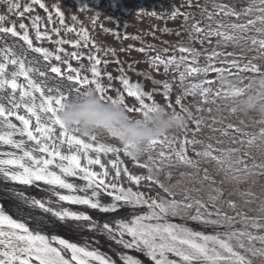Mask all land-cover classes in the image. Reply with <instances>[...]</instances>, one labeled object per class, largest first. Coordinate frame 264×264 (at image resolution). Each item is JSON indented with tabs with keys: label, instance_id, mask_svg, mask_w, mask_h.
I'll return each instance as SVG.
<instances>
[{
	"label": "snow or ice",
	"instance_id": "1",
	"mask_svg": "<svg viewBox=\"0 0 264 264\" xmlns=\"http://www.w3.org/2000/svg\"><path fill=\"white\" fill-rule=\"evenodd\" d=\"M64 3L5 0L6 13L17 16L18 25L6 24L9 16L0 14V146L14 150L0 151V181L13 185L7 189L8 207L0 202V264H264V122L253 121L261 125L259 131L246 132L245 121L224 102L228 98L224 90H214L215 81L207 79L210 73L238 77L241 87L236 92L242 95L251 78L264 73V0H182L170 3L167 12L139 6L138 18L179 19L181 23L176 29L153 28L132 36L121 35L118 18L105 17L116 25L109 29L99 22L101 13L87 2L80 3L79 14L93 12L86 17L93 32L99 27L116 39L141 43L138 48L121 47L119 52L144 54V62L157 75L175 73L164 80L138 71L139 61L134 58L121 61L116 49L97 42L78 14L67 15ZM119 6L113 0L111 7ZM157 30L174 34L177 42L161 41L169 47L159 48L144 40V35L157 39ZM62 32L78 38L66 39ZM33 33L36 42L57 45L55 51L35 46ZM65 44L76 50L67 53L61 47ZM228 47L233 50L218 51ZM170 50L180 55H166ZM29 51L39 56L28 59ZM40 57L49 63L41 65ZM53 58L67 65V70L52 65ZM85 58L87 67L81 63L74 68L69 63ZM110 63L118 65L115 77L106 71ZM101 65L108 86L102 83ZM49 72L55 74L51 79ZM87 72L91 78L82 74ZM130 72L154 87L145 91L140 82L131 81ZM21 77L24 82H18ZM190 78L198 80L189 83ZM113 80L119 81L123 92L114 89ZM87 87L107 102L124 105L132 115L159 107L154 100V94H159L174 113L177 106L179 112H189L192 127L189 124L182 135L150 141L141 155L133 156L126 146L101 142L103 133L85 137L59 121V110ZM113 90L115 97L110 94ZM127 98L136 103L129 105ZM225 112L238 122L225 123ZM190 150L194 155L188 154ZM121 152L139 165L141 173L122 167ZM101 153L115 156L107 161L111 170L102 163ZM95 165L100 171L93 169ZM205 165H211V171ZM15 185L35 187L45 195H29ZM65 204L86 206L106 218L99 220ZM122 210H126L124 216L114 215ZM69 222H74L73 231L87 230L92 235L83 244L62 238L60 230L69 228ZM99 236L110 242L107 251L100 249Z\"/></svg>",
	"mask_w": 264,
	"mask_h": 264
},
{
	"label": "clouds",
	"instance_id": "2",
	"mask_svg": "<svg viewBox=\"0 0 264 264\" xmlns=\"http://www.w3.org/2000/svg\"><path fill=\"white\" fill-rule=\"evenodd\" d=\"M238 77L224 74L217 77L216 88L227 95L224 101L234 108L239 119L264 122V73L254 75L245 85V92ZM191 111V109L189 110ZM66 128H77L82 136L103 133L120 146H126L133 156H139L150 141L164 136L182 135L190 124L189 112H173L160 104L143 115H132L124 105L107 102L94 88L87 87L81 95H73L57 113Z\"/></svg>",
	"mask_w": 264,
	"mask_h": 264
},
{
	"label": "trees",
	"instance_id": "3",
	"mask_svg": "<svg viewBox=\"0 0 264 264\" xmlns=\"http://www.w3.org/2000/svg\"><path fill=\"white\" fill-rule=\"evenodd\" d=\"M85 2H87L89 5L93 6L95 12L101 13V15L99 17V22L103 23L104 27H107L109 29L116 27V25L106 21V19H105L106 16H113L114 18H118V20L121 24L120 28H123L122 27L123 24H125V23L128 24V27L123 30V33L126 32L128 34L130 31L131 35H140L142 32L147 33V32L152 31L153 28L160 29L163 27H168L170 29H176L177 26L181 23V21L179 19L173 21L170 19L169 20L156 19V18L149 17V16H144L142 18H138V17H136L135 13H136L137 7H139V6H142L146 9H149V10L155 9L157 12H167L168 11V5L170 3L179 4L182 2V0H118L120 6L117 8L111 7L113 0H93L92 3L90 2V0H84V3ZM65 6H67V3L65 4ZM37 11L39 12V14L41 16H45V13H43L42 10L37 9ZM92 15H93V12H91V15H89L88 17H91ZM87 21L90 23V21L88 19H87ZM45 24H47L46 20H45ZM96 30L100 31L99 27H97ZM100 33L103 37H109V36L114 37L111 34H105L101 31H100ZM61 36L64 37L62 34H61ZM155 36L157 37V39H154L152 35H144L143 38L148 43L155 44L159 48L169 47V44L161 43V41H168L172 44H175L177 42V39H178L174 34H162L158 30L155 31ZM129 44L133 45L134 48L141 47L140 41H138V40L134 41L132 39H126L120 47L116 46V48H121V47L126 48ZM193 46H195L197 49H199L201 47L199 44H194ZM61 47H63L65 50H68V48L71 49V45H69V44L62 45ZM204 47H209V46L207 44H205ZM219 50H223V51L227 52V51H232L233 49L231 47H228V48H224V49H218V51ZM139 54H141L139 57H136V55L132 57L131 55H127V53H125V56H122L119 59L121 61L131 62V60L134 58L135 60L139 61V63H137L135 65L136 69L141 70L145 73L151 72V75H153L155 77V79H157V80L170 79L171 75H175V73L170 74V76H168V77H165L164 75H157L155 72H152L151 69H149L148 64L144 62L146 59L144 54H142V53H139ZM151 54H154V53H150V55ZM173 54H175L177 57L180 55L179 51H176L175 53H173L171 50L166 55L171 56ZM98 55H100L103 58H110L111 57V56H103V53H101V54L98 53ZM252 55H254V53ZM257 62H259V61H257ZM200 63L203 64V58H201ZM112 64H114V63H112ZM125 65H127V64H125ZM216 66L223 67L225 65H220L219 63H217ZM160 71H161V73H163L162 68ZM232 71L235 72L236 70L232 69ZM225 75L229 76L227 73ZM242 75L251 76L252 74L251 73H243ZM229 77H235V76H229ZM207 79H213L215 81V83L212 85V87L214 90L217 89L216 88V80H217L216 74L210 73L208 75ZM197 80H198V78H190L189 83L197 82ZM245 83H247V81H245ZM160 90L162 91V89H160ZM176 91L177 90H174L173 95L176 94ZM116 94L117 93L114 92V97ZM154 100L156 102L161 103L162 105L166 106V102L162 98L161 95L154 94ZM203 107L207 108V107H209V105L204 104ZM177 111H179L178 106H177ZM224 115L226 117H228V119L225 121V123H228V122L237 123L238 122L237 117L228 116L227 112H225ZM260 126L261 125L254 123L253 121H251V122L245 121L244 130L246 132H250V133H257L259 131ZM189 127H192V125L190 124ZM200 138H204V137L201 136ZM241 138H243V137H241ZM188 154L194 155V153H191L190 151ZM205 166L209 167V169L211 171V168H212L211 165H205ZM180 170L183 171L185 169H180ZM215 178L217 180L220 179V177H218V176Z\"/></svg>",
	"mask_w": 264,
	"mask_h": 264
},
{
	"label": "rangeland",
	"instance_id": "4",
	"mask_svg": "<svg viewBox=\"0 0 264 264\" xmlns=\"http://www.w3.org/2000/svg\"><path fill=\"white\" fill-rule=\"evenodd\" d=\"M92 1L93 0H90L91 3H92ZM20 2L23 4V3H26L27 0H20ZM66 3H67V6H65ZM80 3H84V0H65V3L63 5V8L66 10V13H67V15L69 17L71 15H73V14H78L79 15V19L81 21H84V24L89 29L90 34L97 39V42L99 44L104 45V46H110V47L116 49L117 50V53H118V56H125V53L119 52V49L120 48H116V46L120 47L126 39H123V38L116 39L115 37L109 36V37H106V38H102L103 40H101L100 39V31L96 30V31L93 32L91 30V24L86 19V17H88L89 15H91V12L92 11L86 13V15L85 14H79L78 9H79ZM89 7L94 10V7L93 6L89 5ZM0 14H7L6 13L5 0H0ZM7 15L9 16V19L5 21L6 24H9L10 25L12 21H15L16 24L18 25L21 22L20 19L17 16H13L11 14H7ZM23 22L26 23V24H29V26H30V21L29 20L25 19ZM68 23L71 24L70 19H69ZM49 27H51V26L49 25ZM124 29L125 28H120V32H121V35L122 36L124 34L123 33V30ZM30 30H31V28H30ZM41 31H43V27L41 28ZM61 34L64 36V38L70 39V40H76L78 38L75 34H69L67 36H65L63 32ZM128 34L130 36H132L131 33H130V31H129ZM32 38H33V41H34L35 46H42V47L47 48L50 51H55V49L57 47V45H55L54 43H52L50 41H47V40H43L41 42H36L35 41V37H34V33H33ZM55 38L56 37H53V39H55ZM89 47H91V45ZM73 50H76V49H73ZM65 51L67 53H71L72 52V46H71V49L68 48V50H65ZM80 51L87 52L88 49L81 48ZM99 54H101V53H99ZM60 55L63 57L64 56V53H60ZM127 55H131L132 57L136 55V57H139L141 54H139V52L133 50V51H131L130 54L127 53ZM50 63L52 65L60 66L61 69H62V71H66L67 70V67H68L67 65H64V64L56 61L54 58L51 59ZM69 63L74 68H78L81 63H83L86 67L89 65V61H87L86 59H83L82 61L69 60ZM99 67L101 68V72H102V77H101L102 83L105 86H108L109 81H108V79H107L106 76H103V72L105 71V69H104L103 65H101ZM116 68L117 67L115 65L114 66H111L110 65V66H107L106 71L107 72H110L112 74V76L115 77V76L118 75V73L115 71ZM82 74H86V75L89 76V78H91V73L90 72L82 73ZM139 81L143 85L144 90H146V91H149V90H151L154 87L147 79H144L143 77H140L139 76ZM112 85H113L114 89H119V90H121V92H123L122 86L120 85L119 81L113 80L112 81ZM81 90H83V88ZM114 92H116V91L115 90L110 91V94L114 96ZM123 94L126 96V93H123ZM127 103H129L130 105H133L136 102H135L134 98H127ZM159 104H161V103H159ZM0 130H2V129H0ZM190 152L193 153L191 150H190ZM133 187L135 188L134 185H133ZM142 190L147 191V189H142Z\"/></svg>",
	"mask_w": 264,
	"mask_h": 264
},
{
	"label": "bare ground",
	"instance_id": "5",
	"mask_svg": "<svg viewBox=\"0 0 264 264\" xmlns=\"http://www.w3.org/2000/svg\"><path fill=\"white\" fill-rule=\"evenodd\" d=\"M21 44H22V42H21ZM37 56H39V55L35 54V53H32L31 51H29L27 53V58L28 59H32V58L37 57ZM40 60H41V65L46 64L45 61H43V59L41 57H40ZM48 75H49V79L54 77V75L52 73H50V72H49ZM128 75H129V77H130L132 82H134V83L135 82H139V77L137 75H135V74H133L131 72L128 73ZM18 82H24L23 81V77H21ZM36 95H37V97H39L38 93ZM37 102L39 103V100ZM5 103H6V101H5ZM22 114H23V112H22ZM10 119H12L13 122L16 123L19 126V122L15 121L14 117H11ZM33 123H35L34 118H33ZM101 142H111L114 146H119V144L116 143L115 140L113 138H111V137H106V136L105 137H101ZM0 151H14V150L10 149L7 146H0ZM17 154H19V153H17ZM89 154L92 155V156H95V153L90 152ZM100 155H101L102 163H105L106 167L109 170H111V165L108 164L107 161L109 159H115V156L113 154H111V153H109L107 156H105L103 153H101ZM119 156H120L121 161H123L122 167L128 168L133 173H137V174L141 173L142 170L130 158L124 156L122 152L119 154ZM93 168L96 171H97V169L100 171L99 165H95V166H93ZM112 174H114V172H112ZM70 179H74V178H70ZM76 182L83 183L82 181H76ZM10 187H13V185L12 184H5L4 182L0 181V193H3L4 195H8L10 197L11 194L7 192V189L10 188ZM15 187L25 191L29 195H36V196L45 195L44 192L39 191L35 187H27V186H22V185H15ZM63 191L67 192V190H63ZM156 191H159V189H156ZM4 195L2 196V199H3ZM104 199L107 200L109 198L105 197ZM6 205L8 206L7 203H6ZM65 206L69 208L71 205L65 204ZM73 206L78 207L80 209V211H85L88 214L92 215L94 218H97L99 220H103V219L106 218L105 214H101V213H99L98 211H95V210H90L86 206H80V205H73ZM125 214H126V210H122V211H120V212H118V213H116L114 215H116L118 217H122ZM69 223H70V229L69 230H72L71 226L74 224V222H69ZM194 226L198 227L197 225H194ZM69 230H68V228L62 229V234H63L64 237L63 236H61V237L70 240V242H77V243L83 244V243H85V239L87 237H89V235H90L87 230H84L82 232L73 231V230L71 232H69ZM100 249L102 251H107L103 247L102 243H100Z\"/></svg>",
	"mask_w": 264,
	"mask_h": 264
},
{
	"label": "water",
	"instance_id": "6",
	"mask_svg": "<svg viewBox=\"0 0 264 264\" xmlns=\"http://www.w3.org/2000/svg\"><path fill=\"white\" fill-rule=\"evenodd\" d=\"M192 227L194 226V225H191ZM89 236H91V235H89ZM99 239V238H98ZM100 241H101V243H104L105 241L103 240V239H99ZM105 247H107V244H103Z\"/></svg>",
	"mask_w": 264,
	"mask_h": 264
}]
</instances>
